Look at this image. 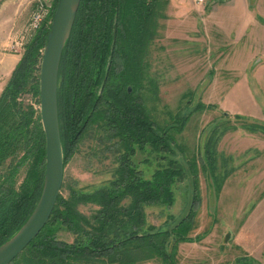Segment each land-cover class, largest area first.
Segmentation results:
<instances>
[{
    "label": "rangeland",
    "instance_id": "374dc122",
    "mask_svg": "<svg viewBox=\"0 0 264 264\" xmlns=\"http://www.w3.org/2000/svg\"><path fill=\"white\" fill-rule=\"evenodd\" d=\"M14 2L21 8L19 33L9 48L21 58L36 31L29 28L36 1ZM55 2L51 0L50 25ZM235 5L244 7L248 27L242 29L235 20ZM257 16H264V0H166L155 19L144 57L142 96L158 125H174L168 131L175 140L174 152H151L147 144L130 158L145 178L158 163H165L162 156L180 161L186 170L173 185L172 203L143 205V230L173 228L197 204L194 196L198 198L188 239L176 243L175 264H264V19ZM38 67L36 74L41 61ZM12 71L0 76V95ZM199 102L204 107L197 109ZM10 106L11 113L0 106V133L17 132L13 120L22 112L42 124L40 95L30 85ZM179 114L187 117L182 127H176ZM21 146L20 158L31 144ZM125 152L102 121L90 124L64 164L61 194L68 198L72 192L111 187ZM31 178H36L33 155L20 164L13 179L18 187ZM77 209L90 218L99 206L82 202ZM55 236L66 242L77 238L64 225L55 228ZM137 264L164 263L152 257Z\"/></svg>",
    "mask_w": 264,
    "mask_h": 264
},
{
    "label": "trees",
    "instance_id": "16d2710c",
    "mask_svg": "<svg viewBox=\"0 0 264 264\" xmlns=\"http://www.w3.org/2000/svg\"><path fill=\"white\" fill-rule=\"evenodd\" d=\"M164 1L81 0L59 67L58 116L64 164L89 125L96 121H102L126 152L111 187L88 194L72 192L68 198L60 193L45 226L10 264H137L152 257L175 264L176 243L188 239L198 198L194 196L197 204L193 203L187 216L173 228L143 230V205L172 203L173 185L186 176V170L180 161L162 156L165 163H158L160 167L145 178L130 158L137 148L144 150L147 144L151 152H174L175 140L168 132L174 125H158L142 96L147 77L144 57ZM49 29L47 19L26 43L0 95L4 111L12 112L11 102L29 85L35 95H40V74L35 71ZM196 107L204 105L199 102ZM29 116V112H22L20 119L11 118L17 132L4 129L0 133V246L26 222L43 189L45 133L40 118L34 122ZM186 119V115L179 114L176 127H182ZM23 142L31 146L20 158ZM29 155H33L36 178L17 187L14 175ZM193 169L196 172V167ZM82 202L96 204L99 209L88 218L77 209ZM58 225L66 226L77 238L73 242L57 239Z\"/></svg>",
    "mask_w": 264,
    "mask_h": 264
},
{
    "label": "water",
    "instance_id": "95a60500",
    "mask_svg": "<svg viewBox=\"0 0 264 264\" xmlns=\"http://www.w3.org/2000/svg\"><path fill=\"white\" fill-rule=\"evenodd\" d=\"M80 2L81 0H58L53 14L40 67V111L46 140L43 189L26 222L0 246V264H10L38 235L61 193L64 157L58 116L59 67Z\"/></svg>",
    "mask_w": 264,
    "mask_h": 264
},
{
    "label": "crops",
    "instance_id": "0c3cea01",
    "mask_svg": "<svg viewBox=\"0 0 264 264\" xmlns=\"http://www.w3.org/2000/svg\"><path fill=\"white\" fill-rule=\"evenodd\" d=\"M237 5H235L234 9L237 11L235 20L241 22L239 26L243 29L245 26H247H244V7L241 5L237 7ZM245 9L248 11L250 10V4L247 2ZM20 14L21 8L17 6L14 0L0 1V76L4 74V71H7L9 75L20 58L19 54L11 52L9 48L10 43L15 39V37H17L19 33L18 26L20 23ZM257 17L258 20L261 18L264 19V16ZM262 24L264 25V23Z\"/></svg>",
    "mask_w": 264,
    "mask_h": 264
},
{
    "label": "built area",
    "instance_id": "2783aa9c",
    "mask_svg": "<svg viewBox=\"0 0 264 264\" xmlns=\"http://www.w3.org/2000/svg\"><path fill=\"white\" fill-rule=\"evenodd\" d=\"M35 7L32 11L29 28L31 30L38 29L43 22L48 19L49 11L51 8V0H35ZM207 0H196L199 3H205ZM15 45L18 46V42H15ZM16 50V49H15Z\"/></svg>",
    "mask_w": 264,
    "mask_h": 264
}]
</instances>
